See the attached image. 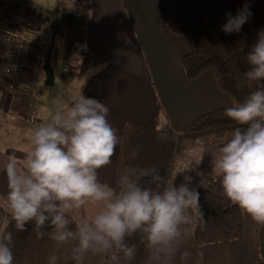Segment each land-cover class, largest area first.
Wrapping results in <instances>:
<instances>
[{"label": "clouds", "instance_id": "clouds-1", "mask_svg": "<svg viewBox=\"0 0 264 264\" xmlns=\"http://www.w3.org/2000/svg\"><path fill=\"white\" fill-rule=\"evenodd\" d=\"M248 2L233 15L226 13L225 33H238L251 17ZM246 83L252 88L242 101L225 109L237 127L213 153L212 171L219 176L222 194L256 223L264 225V29L246 54ZM110 108L83 93L71 97L67 108L49 114L36 127L31 147L22 163L15 153L3 165L8 182L6 200L17 230L34 224L37 235L46 224L57 248L71 245L75 264L88 252L106 255L105 264H122L135 258L137 246L129 238L139 235L149 253V264H172L190 235L193 212L199 210L200 192L191 177L166 186L155 165L122 168L112 187L99 179V169L109 165L120 143L118 129L109 121ZM138 150L131 153L135 159ZM199 163V162H198ZM197 163V164H198ZM203 175V173H201ZM98 205L89 218L71 213ZM201 220L203 213H199ZM11 231L0 235V264H13ZM58 256H49L57 264Z\"/></svg>", "mask_w": 264, "mask_h": 264}, {"label": "crops", "instance_id": "crops-1", "mask_svg": "<svg viewBox=\"0 0 264 264\" xmlns=\"http://www.w3.org/2000/svg\"><path fill=\"white\" fill-rule=\"evenodd\" d=\"M77 1L75 0L73 5L74 9L64 11H76ZM81 2L82 29L78 37L74 38V43L81 44V53L79 52L81 56L88 51L97 59L96 61H99L97 64L101 68L107 66V72L91 84V89L94 88L91 96H95L110 108L108 119L118 129L120 143L112 162L98 170L99 179L115 187L122 136L127 124L157 127L169 123L174 130L181 131L201 114L231 107L233 103L231 97L219 87L212 71H206L196 79L187 78L182 58L192 52L194 47L187 37L173 34L169 30L172 12L168 0H81ZM207 2L220 27L226 22L227 12L235 15L246 2L249 3L252 15L240 32L225 33L221 27L230 45L241 48L239 61L243 68L247 69L246 54L257 39L259 31L264 29V0H207ZM28 3L29 0L27 2L0 0V9L10 6L20 12L28 9L41 13L53 11H38L37 8L27 5ZM61 12L63 11L59 9V17ZM50 18L52 27L51 15ZM59 35L63 36L60 31L53 29L48 43L52 45L53 50ZM66 41L65 52L70 51L72 61L69 72L65 73L63 68V74L66 77L78 75L79 63L74 52L78 51L79 47L74 43L70 47L69 41L67 39ZM9 57V45L0 38V62H7ZM37 62L39 59L35 60L34 50L31 49L29 59L19 77L17 89L14 91L7 89L0 78V113H5L12 119L7 126V123L4 125V132L0 130V235H3L10 213L6 200L8 182L3 165L13 153L16 158L24 155L23 152L16 151L18 144L14 141V136L18 133L23 134L20 137L21 141L27 140L23 121H27L25 106L28 97L24 88L33 75L34 64ZM93 62L94 60L91 61V66ZM41 71L39 70L40 73ZM53 77L55 83L54 73ZM209 147L212 151L199 153L204 162L202 167L207 169L208 173L213 167L212 154H218L219 150L217 147ZM21 150L25 152V148ZM196 157L194 154V158ZM191 170L192 168L189 170L188 167L184 172L193 173ZM201 173L203 175H199ZM195 176L204 177V171H196ZM98 207L89 204L74 210L71 214L77 219H90ZM245 218L246 232L242 238L230 243L202 247L196 244L190 224L188 226L190 235L181 247L182 252L190 253V258L181 261L178 255L172 264H259L260 260L264 261V225L256 223L248 214H245ZM105 256L88 252L81 264H104Z\"/></svg>", "mask_w": 264, "mask_h": 264}, {"label": "trees", "instance_id": "trees-1", "mask_svg": "<svg viewBox=\"0 0 264 264\" xmlns=\"http://www.w3.org/2000/svg\"><path fill=\"white\" fill-rule=\"evenodd\" d=\"M168 1L172 12L169 30L173 34L187 37L194 47L192 52L185 54L182 58L187 78L196 79L206 71H212L219 87L231 97L234 104L242 101L255 86L250 87L246 83L244 79L246 69L239 61L241 48L230 45L217 18L210 10L207 0ZM59 18L60 25L69 27L75 33V38L78 37L82 29V21L77 19L76 11H63ZM60 32L62 33V30ZM65 38L69 41V45L74 43V39L70 44L71 40ZM48 43L49 40L44 46L33 47L35 60L39 58V62L34 64L35 69H52L53 49L51 47L49 50ZM67 53L68 50L65 55ZM91 61L92 54L88 51L84 52L78 69L79 76L87 73ZM104 71L102 70L101 73ZM101 73L96 76H100ZM0 78L6 85L5 79L1 76ZM90 80L92 81L93 77ZM91 97L95 98V96ZM225 109L220 108L203 113L181 131L174 130L169 123L160 128L130 123L125 126L122 136L116 181L126 165L138 167L155 165L165 177L166 186H172L173 181L179 186L181 182H184L186 175L191 177L192 186L200 192L199 210L192 213L193 222L191 223L195 242L200 247L230 243L242 238L246 232V213L222 194L218 175L216 178L199 177L195 176V172L199 171L198 167L196 170H191L193 173H185L180 168V165L184 163L182 154H185L184 151L187 152V143L190 148L195 142L198 144V141L205 140L209 146L219 149L230 138L233 129L238 125L225 115ZM10 118L7 114L0 113L1 132H4V125L7 123V126L12 120ZM26 118H28L27 113ZM134 150H138L139 155L132 159L131 153ZM200 212L203 213L202 220ZM8 231L13 233L14 238L13 264H49L48 258L52 254L58 256L57 264H75L70 258L71 245H64L58 249L50 238L51 228L47 224L39 229L42 233L40 236L37 235L33 223L27 224L25 230H17L15 221L9 213L3 234ZM129 244L137 246L136 256L131 261H123L122 264H149V253L138 234L129 238ZM106 259L107 256H105V262ZM259 264H264V261L260 260Z\"/></svg>", "mask_w": 264, "mask_h": 264}, {"label": "rangeland", "instance_id": "rangeland-1", "mask_svg": "<svg viewBox=\"0 0 264 264\" xmlns=\"http://www.w3.org/2000/svg\"><path fill=\"white\" fill-rule=\"evenodd\" d=\"M16 1L27 2L28 0H16ZM74 3H75V0H29V3L27 5L37 8L38 11H45V12L47 10H55V9H60L61 11H64V10L71 11L72 9H74L73 8ZM66 43L67 41L65 37H63L62 35L57 36L56 44H55V48L52 53V60H51V68L53 70V73L56 76V82L53 85L46 84L47 70L45 68H43L41 73L39 72L38 69L34 70V73L36 70H38V74L36 76L39 80L38 86L43 89L42 92L37 96L35 100L37 121L35 123H31L30 120H28V118H26L27 121L25 120L23 121L25 124V128H26L27 140L26 142H22L20 137L23 134H19V133L16 134L14 136V141L16 142V144H18L16 151H20L24 153V151L21 150L22 148H25V151L29 149L31 147V136H32L33 130L36 127L43 124L44 122H46L50 113L56 110H60L62 108H67L71 103L72 96L83 93L85 96L91 97V92L94 90V88L91 89V84L93 83L94 80L99 79L103 73L107 72V66H104V68H101V66L97 64L99 61H96L97 59H94V56L92 55V61L94 60V62L92 66L90 65L86 74L82 76H79L77 74L73 76L70 75L67 77L64 76L63 74V68H64L63 53L65 52L67 48ZM51 46L52 45L49 46L50 47L49 50L51 49ZM75 46L79 47L78 48L79 50L74 52L75 54L73 53L74 56L78 59V63H79L78 69H79L80 64L82 63L84 54H82V56L80 55L81 49H82L81 44L78 43V45L75 44ZM0 63H3V62H0ZM102 70H105V71L101 73ZM100 73H101L100 76H96ZM91 77H93L92 81L90 80ZM91 98H94V97H91ZM232 103L234 104L233 100H232ZM25 108L27 112V109H28L27 100H26ZM140 121H143V120L140 119ZM157 127L160 128L162 127V125H159ZM17 131H18V128H17ZM186 145H187V152L184 151L186 153L182 154V159L184 160V163L183 165H180V168L183 169V172L188 167H189V170H190V167L195 170L197 167H199L198 168L199 171H204V176L209 175L208 177L214 178L211 172L208 173L207 169H203L202 165L204 162H203V159L199 156V153L201 152L212 151L209 145L206 144L205 140L198 141V144H196L195 142L194 144H192L190 148H188V143ZM188 152H189V155H188ZM194 154L197 155L196 158H194ZM17 160L22 163L23 157L19 155Z\"/></svg>", "mask_w": 264, "mask_h": 264}, {"label": "built area", "instance_id": "built-area-1", "mask_svg": "<svg viewBox=\"0 0 264 264\" xmlns=\"http://www.w3.org/2000/svg\"><path fill=\"white\" fill-rule=\"evenodd\" d=\"M76 16L77 19H82L81 0L77 1ZM61 30L63 36L71 40V44L75 38V33L67 26H61ZM52 31L51 18L48 13L37 12L33 9L20 12L18 9L10 6L0 9V37L9 45L10 52L9 61L0 63V76L5 79L7 89L14 91L17 88L19 73L25 67L31 49L34 46H44L49 40ZM37 52L38 54L40 53L39 51ZM69 52L64 56L65 73H68L71 67L72 58ZM37 74L38 70L30 77L27 88H25L28 97V109L26 113L32 123L37 121L35 99L43 90L38 86L39 80L36 77Z\"/></svg>", "mask_w": 264, "mask_h": 264}, {"label": "water", "instance_id": "water-1", "mask_svg": "<svg viewBox=\"0 0 264 264\" xmlns=\"http://www.w3.org/2000/svg\"><path fill=\"white\" fill-rule=\"evenodd\" d=\"M49 13H50V15L53 18L52 29L60 31L61 30V25H60V18H59V9H55L53 11H50ZM46 84L47 85H53L54 84L53 73H52V70H50V69H47Z\"/></svg>", "mask_w": 264, "mask_h": 264}, {"label": "bare ground", "instance_id": "bare-ground-1", "mask_svg": "<svg viewBox=\"0 0 264 264\" xmlns=\"http://www.w3.org/2000/svg\"><path fill=\"white\" fill-rule=\"evenodd\" d=\"M49 14V13H48ZM50 15V14H49ZM61 31V30H60Z\"/></svg>", "mask_w": 264, "mask_h": 264}]
</instances>
